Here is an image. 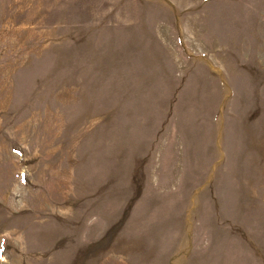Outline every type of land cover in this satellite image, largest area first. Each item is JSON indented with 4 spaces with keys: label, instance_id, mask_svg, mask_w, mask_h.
I'll return each instance as SVG.
<instances>
[{
    "label": "rangeland",
    "instance_id": "obj_1",
    "mask_svg": "<svg viewBox=\"0 0 264 264\" xmlns=\"http://www.w3.org/2000/svg\"><path fill=\"white\" fill-rule=\"evenodd\" d=\"M0 264H264V0H0Z\"/></svg>",
    "mask_w": 264,
    "mask_h": 264
}]
</instances>
